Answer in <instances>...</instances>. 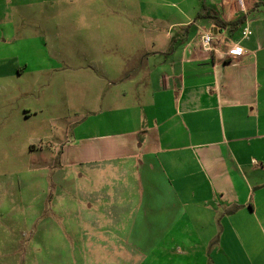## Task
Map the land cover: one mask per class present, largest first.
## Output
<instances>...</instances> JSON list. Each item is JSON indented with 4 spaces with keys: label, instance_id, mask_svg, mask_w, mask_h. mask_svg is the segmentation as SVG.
Returning <instances> with one entry per match:
<instances>
[{
    "label": "crops",
    "instance_id": "crops-1",
    "mask_svg": "<svg viewBox=\"0 0 264 264\" xmlns=\"http://www.w3.org/2000/svg\"><path fill=\"white\" fill-rule=\"evenodd\" d=\"M55 1L0 0V43L15 37L11 3ZM129 4L150 22L142 27L101 22L106 36L94 43L100 59L93 49L87 57L108 93L99 109L109 113L98 121L89 115L94 133L87 138H118L119 149H133L116 157L128 173L136 170L134 156L140 155L137 169L165 222L160 231L167 247L155 252L161 264H264V0ZM96 5L99 12L117 13V0ZM160 8L164 24L152 21ZM245 25L250 34L241 38ZM208 30L212 51L201 42ZM113 31L117 37L110 40ZM234 42L244 52L229 59L226 51ZM253 224L262 242L252 246L251 256L241 250L239 234L249 238L245 230ZM227 252L234 259H226Z\"/></svg>",
    "mask_w": 264,
    "mask_h": 264
},
{
    "label": "rangeland",
    "instance_id": "rangeland-1",
    "mask_svg": "<svg viewBox=\"0 0 264 264\" xmlns=\"http://www.w3.org/2000/svg\"><path fill=\"white\" fill-rule=\"evenodd\" d=\"M129 1L117 0V13L102 6L106 14L96 3L114 0L8 7L15 37L0 43V264L162 262L155 252L167 247L165 222L137 169L140 155L128 173L116 157L133 149H119L118 138H87L94 133L89 115L98 121L109 113L99 109L108 93L87 57L93 49L100 59L94 43L104 38L101 22H150ZM152 21L166 22L162 8ZM245 231L251 234L240 232L241 250L252 256L261 235L254 224Z\"/></svg>",
    "mask_w": 264,
    "mask_h": 264
},
{
    "label": "built area",
    "instance_id": "built-area-1",
    "mask_svg": "<svg viewBox=\"0 0 264 264\" xmlns=\"http://www.w3.org/2000/svg\"><path fill=\"white\" fill-rule=\"evenodd\" d=\"M250 34V29L248 28L247 25L242 29L241 31V38H246ZM201 42H202V47L206 51H212L213 50V34L211 31H205L201 35ZM244 52V48L238 43L234 42L230 45L228 50L226 51V56L229 59H234L238 58L241 56Z\"/></svg>",
    "mask_w": 264,
    "mask_h": 264
},
{
    "label": "trees",
    "instance_id": "trees-1",
    "mask_svg": "<svg viewBox=\"0 0 264 264\" xmlns=\"http://www.w3.org/2000/svg\"><path fill=\"white\" fill-rule=\"evenodd\" d=\"M240 20H241V19H239V20H237V21H235V22H238V23H239V22H240Z\"/></svg>",
    "mask_w": 264,
    "mask_h": 264
}]
</instances>
